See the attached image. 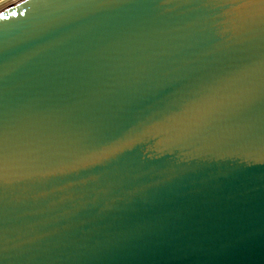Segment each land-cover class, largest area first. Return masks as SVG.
Listing matches in <instances>:
<instances>
[{"label":"water","instance_id":"95a60500","mask_svg":"<svg viewBox=\"0 0 264 264\" xmlns=\"http://www.w3.org/2000/svg\"><path fill=\"white\" fill-rule=\"evenodd\" d=\"M0 264H264V0L2 10Z\"/></svg>","mask_w":264,"mask_h":264},{"label":"rangeland","instance_id":"374dc122","mask_svg":"<svg viewBox=\"0 0 264 264\" xmlns=\"http://www.w3.org/2000/svg\"><path fill=\"white\" fill-rule=\"evenodd\" d=\"M20 0H0V12L11 5H14Z\"/></svg>","mask_w":264,"mask_h":264}]
</instances>
